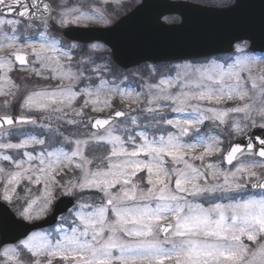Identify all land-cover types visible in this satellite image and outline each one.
Returning a JSON list of instances; mask_svg holds the SVG:
<instances>
[{
	"label": "snow or ice",
	"instance_id": "1",
	"mask_svg": "<svg viewBox=\"0 0 264 264\" xmlns=\"http://www.w3.org/2000/svg\"><path fill=\"white\" fill-rule=\"evenodd\" d=\"M108 22L88 0H0V202L20 217L2 226L55 221L0 239V264H264L255 38L129 75L73 42Z\"/></svg>",
	"mask_w": 264,
	"mask_h": 264
},
{
	"label": "water",
	"instance_id": "2",
	"mask_svg": "<svg viewBox=\"0 0 264 264\" xmlns=\"http://www.w3.org/2000/svg\"><path fill=\"white\" fill-rule=\"evenodd\" d=\"M240 4L237 8L236 5ZM264 0H237L229 8H216L183 0H142L130 13L109 27H81L73 31L76 42L100 41L111 48L114 62L123 69H131L142 63H161L182 59H198L207 55L233 52L234 45L242 40L255 38V52H264V35L259 28V17ZM178 5H190L179 7ZM179 15L181 22L167 24L163 17ZM230 42L233 48H230ZM70 198L62 197L67 201ZM20 220L3 202H0V239L15 243L21 233L51 227L52 215L37 222L21 221L23 227L8 224L2 226L4 208ZM68 207H71L69 204ZM55 215L58 217L59 213ZM38 226V227H37Z\"/></svg>",
	"mask_w": 264,
	"mask_h": 264
},
{
	"label": "rangeland",
	"instance_id": "3",
	"mask_svg": "<svg viewBox=\"0 0 264 264\" xmlns=\"http://www.w3.org/2000/svg\"><path fill=\"white\" fill-rule=\"evenodd\" d=\"M141 0H109V3L106 5L104 4L103 0H88L89 3H92L94 7H99L102 9V11L105 14V17L108 19L107 24H91L88 26H110L112 25L115 21H117L121 16L124 14L130 12ZM189 1H194V2H201L205 4H210L214 6H228L230 5L233 0H189ZM70 2H75V0H70ZM164 21L167 23H179V17L178 16H167L164 18ZM96 44H100L104 46V51L96 53L97 56V62H104L103 60H100V57H104L105 60H109L110 58V49L106 47L104 44L100 42H96ZM249 44V43H248ZM254 54V53H253ZM233 55V54H231ZM256 55V54H255ZM230 56V55H226ZM182 61H175L171 63H159V64H152V65H161V64H176L180 63ZM151 64V63H150ZM145 64L135 67L130 71H124L121 70L119 67H116L119 72L125 73V74H132L137 72L138 70H143ZM55 83V82H53ZM136 83L138 84L139 81L137 80ZM3 98H0L2 100ZM23 194V193H21ZM11 207V206H10ZM12 208V207H11ZM13 211L15 212V209L12 208ZM18 216V215H17ZM19 217V216H18Z\"/></svg>",
	"mask_w": 264,
	"mask_h": 264
},
{
	"label": "trees",
	"instance_id": "4",
	"mask_svg": "<svg viewBox=\"0 0 264 264\" xmlns=\"http://www.w3.org/2000/svg\"><path fill=\"white\" fill-rule=\"evenodd\" d=\"M111 61V63H112V65L116 68V66L114 65V63L112 62V60H110ZM117 69V68H116Z\"/></svg>",
	"mask_w": 264,
	"mask_h": 264
}]
</instances>
